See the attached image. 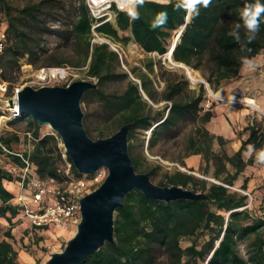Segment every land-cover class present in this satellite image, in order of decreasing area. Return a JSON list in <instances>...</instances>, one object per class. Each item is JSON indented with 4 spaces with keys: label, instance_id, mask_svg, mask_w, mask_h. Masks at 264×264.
I'll list each match as a JSON object with an SVG mask.
<instances>
[{
    "label": "trees",
    "instance_id": "1",
    "mask_svg": "<svg viewBox=\"0 0 264 264\" xmlns=\"http://www.w3.org/2000/svg\"><path fill=\"white\" fill-rule=\"evenodd\" d=\"M251 2L212 0L208 8H201L198 17L188 18L186 22V13L174 9L176 0L168 3L146 0L139 8L140 18L135 21L113 3L108 8L111 20H107L105 16L94 17L87 0H0V23L4 24L6 32V45L0 56L4 79H7L6 72L17 69L22 58L37 68H86V75L95 79L97 88L87 91L81 104H89L90 98H95L99 104L104 127L98 129L97 138L111 135L122 125L132 123L128 133V153L136 172L148 173L150 177L154 173L147 167L141 168L147 164L145 157L139 159L134 155L131 141L137 132L150 130L147 149L151 150L158 142L178 136L185 125L198 123L188 139L187 155H200L207 167L211 162L214 166L212 175L221 182L209 184L176 171L165 175V183L157 184L177 185L205 193L208 200L204 201L166 203L148 198L137 190L130 191L124 198L123 207L114 213V243H105L79 264H264V207L255 210L253 198L249 201L246 194L229 189L246 166L256 161L254 156L244 160L243 152L249 145H254L257 150L263 147L264 130L255 122L248 124L242 130L248 133L247 138L232 156H228L222 148L227 140L209 133L203 126L212 114L210 111L200 114L204 100L202 84L198 92L188 91L180 97L187 81L169 78L165 80L161 94L157 95L151 89L149 75L154 74L155 66L159 68V60L147 57L143 61L145 71L138 70L136 74L130 71L137 83L126 72L115 71L119 67L118 50L111 49L108 43L93 42L95 35L116 48L132 41L145 55L163 56L172 33L183 28L172 60L204 72L205 82L216 91L222 82L239 76L243 58L253 60L264 54V17L257 38L244 49L241 48L245 38L243 27L240 43L229 35L240 22V8ZM160 11L168 13V23L163 29L153 30L150 22ZM48 36L57 40L52 48L45 40ZM70 48L72 56L67 57L66 51ZM122 81L127 84L121 93L103 89L105 83ZM160 102L165 103L163 107L154 109L153 105ZM25 118L28 121L23 138L16 133H1L0 143L12 151L14 145L23 144L25 148L20 151L28 155L39 179L62 181L63 152L58 135L54 132L41 135V126L22 114L21 119ZM87 120L84 114L83 125L91 137ZM214 143L220 147L218 152L213 150ZM5 157L0 148V219L9 224L0 235V264H18L12 231L13 220L20 214V208L4 182L18 179L16 170L21 163L17 157L7 156L11 165L8 168L1 164ZM65 160L71 174L81 176L67 155ZM246 189L242 184L241 190ZM183 240L189 242L185 247L181 244ZM239 244L244 245L245 255L240 253Z\"/></svg>",
    "mask_w": 264,
    "mask_h": 264
},
{
    "label": "rangeland",
    "instance_id": "2",
    "mask_svg": "<svg viewBox=\"0 0 264 264\" xmlns=\"http://www.w3.org/2000/svg\"><path fill=\"white\" fill-rule=\"evenodd\" d=\"M156 1H164V0H156ZM110 3L115 4V6L119 8V6L114 1L111 0L98 2L96 4H93L91 1L87 0L90 13L96 18L105 16L107 20L111 19V14L108 9V5ZM179 31L180 30L174 31L172 33L170 39L168 40V47L173 43V40L176 38ZM45 40L47 41L49 48L54 47L57 41L56 38L53 36H48L45 38ZM93 42L108 43L111 49L112 47L116 48L114 44L110 43L108 40L99 37L97 35L94 36ZM116 49L119 52V67L115 71L126 72L130 79L132 77L130 71H133L134 74H136L138 70L145 71L143 68V61L147 57H151L154 60L160 61L159 68L155 66L154 74L149 75L152 81V83L150 84L151 89L157 95L161 94V92L163 91L166 85L165 80L169 78H175L179 82L187 81L186 84H183L184 89L180 97H183L185 93H187L188 91L198 92L200 84H202L204 87V95H203L204 99L208 98L209 92H212L213 94L219 93L218 97L221 98L237 97L240 94H242L241 93L242 91L239 90L241 86L240 83H238V79H233L231 83L222 84V86H224L227 89L226 94L228 95V96H223L221 95V91H219L220 89L213 91L209 87V85L205 86V84H203L201 81L192 82L187 77L186 72L182 68L170 63L165 56H157L156 54L145 55L141 50L138 49V47L132 41H130L125 46H117ZM70 51L71 48L69 51L68 50L66 51L67 57L72 56ZM258 58L264 59L263 56ZM260 64L262 67L264 66V61L262 59L260 60ZM41 68H60L64 70L63 75L59 79L51 82L52 85L50 86H56V85L65 86L76 80H88L91 82H96L94 78H90L86 75V68H72L69 66L37 68L28 64L25 58L19 60L17 69H14L12 73L6 72L5 74L7 79L3 78V80H5L8 83L9 91L15 87H20V86L23 87L31 80L33 74L38 69ZM195 71L197 72L199 77L203 81H205V79L202 76V74L204 75V72H200L199 70H195ZM126 84L127 83L125 81L119 83H105L103 89L106 92L121 93L125 89ZM259 85H260L259 80H256L255 83H246V88H244L243 92L251 88L256 89L258 87H261ZM245 93L248 98L249 96L247 95V92ZM8 96H10V93H7L3 96L0 93V117L1 116L5 117L4 120H0V134L16 133L21 138H23L24 131L26 130L27 127L26 123L28 119L25 118L18 121H11L13 122L12 124H10V121L8 122V120L6 119L7 107L5 104V100ZM164 104H165L164 102L154 104L153 108L154 109L162 108ZM211 107L207 110H201L200 114H203L205 111H210ZM81 109L83 113L86 114L88 117L87 127L92 135L91 137L92 139H96L98 137L97 136L98 129L104 127L103 120L100 116L101 112L99 109V104L95 100V98L92 99L90 98L89 104H87L86 102L81 104ZM197 125L198 123L185 125L182 128L181 132L178 134V136H176L175 138H170L168 140L158 142L157 145L153 147L151 150L147 149V139L150 135L149 130L139 131L137 132V134H135V138L131 141V145L134 147V155L136 157H139V159L145 157L147 164H143L141 168L147 167L149 169L154 170V173L150 177L151 181L154 184H158L159 182L165 183V175L173 174L176 171L193 175L198 180H204L209 184L221 183L220 181L216 180L212 175L214 171V166H212L211 162L207 167L200 155H187L189 150L188 139L193 134V131ZM47 133H53V131L48 126H41L40 134L43 135ZM60 147L63 152L62 155L63 162L61 163L62 181H60V183H63L65 180H67L69 176H71V172L69 168L70 166L68 162L65 160V153L63 151L61 144ZM24 148L25 146L21 143L13 146L14 151H20ZM219 149L220 148L217 147V144L215 143V145L213 146V150L215 152H218ZM8 161H9L8 158L5 157L1 160V164L7 165L9 163ZM228 169L230 172H232V169H230L229 167ZM260 171L261 169H256L253 172L255 176L252 179L256 181L253 185L248 183L244 179V173H242L238 176L237 180L234 181L233 185L229 187L230 190L238 191L240 193L246 194L248 196L249 201L253 198L254 201L253 207L257 211L261 210L260 209L261 206L264 207V185L262 182H259L258 181L259 178H257L258 175H262ZM242 184L246 185L247 187L246 190H241ZM248 193H250L251 196ZM25 219L20 213L13 220L14 222V228L12 231L13 239H14L13 245L18 253V258H17L18 264L44 263L49 258L50 254L61 251L66 241L75 232V227H69L68 229H64V228L56 229L51 227V228L33 230L31 229L27 219L26 220ZM8 225L9 224H7L6 221L0 219V235H2L3 231H5V229L8 228ZM188 243L189 242L187 240H183L181 242L183 247L188 245ZM239 251L242 255H245V247L243 244H239Z\"/></svg>",
    "mask_w": 264,
    "mask_h": 264
},
{
    "label": "water",
    "instance_id": "3",
    "mask_svg": "<svg viewBox=\"0 0 264 264\" xmlns=\"http://www.w3.org/2000/svg\"><path fill=\"white\" fill-rule=\"evenodd\" d=\"M182 30L167 51L169 62ZM96 88L97 84L88 80H76L65 86L24 85L16 99L8 101L10 106L17 105L21 114L39 126H48L58 135L65 155L79 174L92 175L101 168L106 170L101 183L79 199L80 220L73 235L61 251L50 254L42 264H79L105 243H114V213L123 207L125 196L132 190L166 203L208 200L205 193L177 185L160 186L151 181L148 173L135 171L128 153L132 123L122 125L106 137H89L83 125L81 99L87 91ZM140 93L146 99L141 90Z\"/></svg>",
    "mask_w": 264,
    "mask_h": 264
},
{
    "label": "built area",
    "instance_id": "4",
    "mask_svg": "<svg viewBox=\"0 0 264 264\" xmlns=\"http://www.w3.org/2000/svg\"><path fill=\"white\" fill-rule=\"evenodd\" d=\"M5 45V26L0 23V56L3 54ZM112 49L117 52L116 48L112 47ZM55 69L59 73L52 71ZM63 73L64 70L60 68H41L33 74V77L26 85L34 88L50 86L52 85L51 82L59 79ZM2 75L3 71L0 68V93L2 96L10 93V96L5 100L7 107L6 119L8 122L21 120L22 114L19 112L17 105L10 106L8 101L15 100L17 93L22 87H15L9 91L8 83L3 80ZM208 95V98L201 103L203 110L209 109L213 101H219L250 107L264 120V111L257 107L254 102L245 101L247 97L243 94L230 98H221L212 92H209ZM2 117L4 116H1L0 120H2ZM27 136L30 138L29 134ZM0 148L4 156H15L21 163L16 170L17 182L20 185L21 192L14 198V202L19 206L21 215L27 219L32 229L51 227L68 229L69 227H76L80 220L79 199L96 188L106 176V170L101 168L92 175L81 174V176L75 177L71 174L63 183L54 179L41 180L36 176L34 166L30 162L28 155L21 151L9 150L1 143ZM7 167L11 168V165L7 164Z\"/></svg>",
    "mask_w": 264,
    "mask_h": 264
},
{
    "label": "crops",
    "instance_id": "5",
    "mask_svg": "<svg viewBox=\"0 0 264 264\" xmlns=\"http://www.w3.org/2000/svg\"><path fill=\"white\" fill-rule=\"evenodd\" d=\"M158 2L165 3V0ZM119 34L122 35L121 32ZM170 46L168 47V49L170 48ZM165 54L163 56H165ZM261 56L264 57V54L260 56L258 55V57ZM258 57L253 59L254 63L256 64L255 70L250 71L245 66H243L240 70L239 76L236 79H238V83H240L241 88L239 90L242 91L241 93L245 95V97H247L245 93L247 92V95L249 96L248 98L255 100L257 104H254L264 111V66L262 67L260 64V60L262 59L264 61V59H260ZM256 80H259V86L261 87H258L256 89L250 87L251 89H248L247 91L243 92L244 88H246V83H255ZM231 81L232 80L225 81L220 84L218 90L220 89L219 91H221V95L228 96L226 94L227 89L222 86V84L231 83ZM210 112L212 116L210 120L206 122L203 126L209 133L215 136H220L224 140H227V143L222 148L228 156H232L239 149L241 142L247 138L248 133L242 130L248 124H252L253 122H255L261 130H264V120L261 119L259 115L250 107L214 101L212 103ZM217 147H219L218 144ZM262 148H264V145ZM250 156L255 157V154L249 155L247 146V148L243 152V159L247 160ZM256 169H261L260 172L262 175H258L257 178H259V182L263 183L264 164L257 163L255 161L253 164L246 166L243 172L244 179L252 185L256 182L252 179L255 176L253 172ZM4 186L12 195H14V198L21 192V188L17 180L13 182H4ZM2 220L5 221L4 219Z\"/></svg>",
    "mask_w": 264,
    "mask_h": 264
},
{
    "label": "clouds",
    "instance_id": "6",
    "mask_svg": "<svg viewBox=\"0 0 264 264\" xmlns=\"http://www.w3.org/2000/svg\"><path fill=\"white\" fill-rule=\"evenodd\" d=\"M145 2L146 0H118V6L131 20L135 21L140 18L139 8L142 7ZM168 2H170V0H165V3ZM211 3L212 0H176L174 9L177 11L183 10L186 15L192 19L200 15L201 8H208ZM262 17H264V3H261V0H252L251 3H245L240 8V22L234 25V28L229 32V35L232 36L235 41L240 43V29L243 27L245 38L244 43L241 44L242 49L245 48L246 44H251L257 38L260 31ZM167 23L168 13L160 11L155 13L150 22V28L153 30L163 29ZM248 50L250 51V49ZM243 64L250 71H254L256 68L254 61L248 58H243ZM248 154H255L256 162L264 164V148L257 150L254 145H249Z\"/></svg>",
    "mask_w": 264,
    "mask_h": 264
},
{
    "label": "bare ground",
    "instance_id": "7",
    "mask_svg": "<svg viewBox=\"0 0 264 264\" xmlns=\"http://www.w3.org/2000/svg\"><path fill=\"white\" fill-rule=\"evenodd\" d=\"M93 4H96V3H98V2H104V1H110V0H90ZM111 1H114L117 5H118V0H111ZM100 5V4H99ZM103 5V4H102ZM101 8V7H100ZM101 11V10H100ZM173 43H174V41H173ZM172 43V44H173ZM172 46V45H171ZM171 46H170V48H171ZM169 48V49H170ZM165 57H166V59L167 60H169V58H168V54L166 53L165 54ZM170 63H172L173 65H176V66H178V67H180V68H182L185 72H186V75H187V77L192 81V82H197V81H201L202 79L199 77V75L197 74V72L195 71V70H193V69H191V68H189V67H186L185 65H183L182 63H176V62H173V60H170ZM54 73L56 72V73H59V71L58 70H52ZM62 72V71H61ZM216 96H218L219 95V93H216L215 94ZM245 101H248L249 103H252V102H254V103H256V101L255 100H253V99H251V98H246V100ZM257 104V103H256ZM2 120H4V117H2ZM149 133H150V130H149Z\"/></svg>",
    "mask_w": 264,
    "mask_h": 264
}]
</instances>
